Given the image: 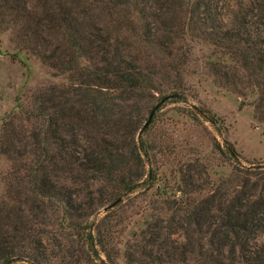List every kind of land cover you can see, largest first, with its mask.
<instances>
[{
  "label": "trees",
  "instance_id": "1",
  "mask_svg": "<svg viewBox=\"0 0 264 264\" xmlns=\"http://www.w3.org/2000/svg\"><path fill=\"white\" fill-rule=\"evenodd\" d=\"M4 32L12 60L23 52L67 82L16 97L2 120L0 264H117L113 212L158 180L143 135L186 100L187 37L213 47L212 83L247 99L264 131V0H0ZM224 146L231 174L180 168L125 264H264V166L240 168Z\"/></svg>",
  "mask_w": 264,
  "mask_h": 264
},
{
  "label": "rangeland",
  "instance_id": "2",
  "mask_svg": "<svg viewBox=\"0 0 264 264\" xmlns=\"http://www.w3.org/2000/svg\"><path fill=\"white\" fill-rule=\"evenodd\" d=\"M186 42L189 59L182 73L186 100L158 109L143 135L151 145V167L158 180L147 193L125 197L113 212L119 221L117 264H125L126 242L144 228L154 212L152 207L159 204L157 194L163 190L171 198L180 187V168L201 164L212 181L229 176L237 163L225 153L224 140L237 151L240 168L264 166V131L253 119L248 100L212 83L206 65L218 54H214L210 44L189 37ZM14 52L9 33H0V127L5 115L16 109V97H22L24 103L23 97L37 88L67 82L63 75L23 52L17 53V60H12ZM241 101H244L242 105ZM199 109L213 113L218 118L217 127L198 114ZM147 117L145 112L142 123Z\"/></svg>",
  "mask_w": 264,
  "mask_h": 264
},
{
  "label": "water",
  "instance_id": "3",
  "mask_svg": "<svg viewBox=\"0 0 264 264\" xmlns=\"http://www.w3.org/2000/svg\"><path fill=\"white\" fill-rule=\"evenodd\" d=\"M151 116H152V112L149 114L147 120H150ZM147 124H148V121H146V122L144 123V126H146ZM114 204H115V203H111L110 205H108V207H106V209H107V208H111Z\"/></svg>",
  "mask_w": 264,
  "mask_h": 264
}]
</instances>
